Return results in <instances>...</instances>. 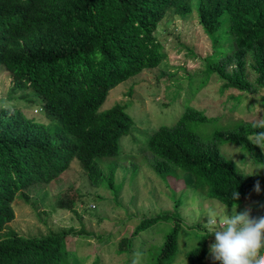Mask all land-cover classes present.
Segmentation results:
<instances>
[{
  "label": "trees",
  "instance_id": "trees-1",
  "mask_svg": "<svg viewBox=\"0 0 264 264\" xmlns=\"http://www.w3.org/2000/svg\"><path fill=\"white\" fill-rule=\"evenodd\" d=\"M194 8L213 48L204 68L209 76L219 77L220 93L231 89L254 95L263 89L264 0H0V69L12 79L9 94L32 90L40 111L51 119L43 124L17 108L0 109V264H68L63 233L23 237L8 224L15 218L14 200H26L30 187L56 179L72 160L79 162L92 185L107 176V188L120 197L123 185L114 187L116 167L107 166L105 175L101 160L119 154V139L134 121L127 105L100 108L113 88L166 58L154 36L165 15L173 10L184 19ZM223 27L226 31L217 34ZM204 86L193 94L186 91L178 120L150 135L148 161L161 177L177 169L188 173L195 190L222 205L240 206L249 199L263 205L264 177L244 176L220 148L239 146L264 167V153L250 142L264 129L241 123L227 132L214 131L203 142L191 124L212 118L190 102ZM234 190L239 193L235 201ZM175 204L179 206V200ZM59 205L76 214L71 204ZM167 222H173L172 229L152 264H172L184 252L190 264H204L211 234L181 251L184 223L174 213L139 220L129 236L118 237L115 253L123 254L140 233Z\"/></svg>",
  "mask_w": 264,
  "mask_h": 264
},
{
  "label": "rangeland",
  "instance_id": "rangeland-1",
  "mask_svg": "<svg viewBox=\"0 0 264 264\" xmlns=\"http://www.w3.org/2000/svg\"><path fill=\"white\" fill-rule=\"evenodd\" d=\"M225 31L223 27L217 34ZM154 36L162 44L166 58L156 68L145 69L113 88L100 108L104 111L116 104L127 105V112L134 121L133 127L119 139V154L101 160L105 175L107 166L116 167L114 187L123 185L120 197L116 199L114 190L107 188V176L92 185L74 159L56 179L30 187L25 192L27 201L18 197L13 202L15 218L8 224L9 228L23 237L63 233L67 236L68 249L64 261L68 264H152L173 222L161 223L140 233L123 254L114 251L118 237L129 236L145 217L163 213L181 217L184 225L179 231L180 248L188 251L201 235L208 233L203 226L206 217H203L210 208L220 212L227 209L229 214L236 207L238 212L250 209L253 218L264 214V204L256 199L228 207L208 198L203 191L192 187L191 176L180 169L163 177L154 171L145 150L147 141L160 126H172L178 120L186 106V91L193 94L205 84L190 102L194 109L203 110L212 118L203 124H191L203 142L209 141L214 131L227 132L241 123H254L264 117V88L254 95L231 89L220 93L217 74H207L204 59L213 53V48L198 23L195 8L184 19L170 10ZM219 44L224 46L223 42ZM0 70V109L17 108L27 117L49 124L51 119L39 110L38 95L26 90L10 96L12 79ZM240 98L242 101L238 104ZM220 150L242 173L255 174L258 169L255 175L264 177V167L253 163L239 146L227 144ZM59 204H71L77 215ZM81 227L85 228V233L79 232ZM212 242L213 236L209 245ZM181 251L179 249L178 254ZM172 264L190 262L184 252ZM204 264H217L209 255V249Z\"/></svg>",
  "mask_w": 264,
  "mask_h": 264
},
{
  "label": "clouds",
  "instance_id": "clouds-1",
  "mask_svg": "<svg viewBox=\"0 0 264 264\" xmlns=\"http://www.w3.org/2000/svg\"><path fill=\"white\" fill-rule=\"evenodd\" d=\"M253 127L264 129V117L255 121ZM250 142L264 153V130L257 131ZM256 190L259 191L258 184ZM231 199L233 201L239 199V193L234 190ZM205 217L206 222L203 226L211 234L210 236L214 237V242L209 245V255L214 262L264 264V254H262L264 253V214L253 218L250 209L238 212L236 207L232 208L229 214L227 209L220 212L210 208L203 218Z\"/></svg>",
  "mask_w": 264,
  "mask_h": 264
},
{
  "label": "built area",
  "instance_id": "built-area-1",
  "mask_svg": "<svg viewBox=\"0 0 264 264\" xmlns=\"http://www.w3.org/2000/svg\"><path fill=\"white\" fill-rule=\"evenodd\" d=\"M94 206H92V208H93Z\"/></svg>",
  "mask_w": 264,
  "mask_h": 264
},
{
  "label": "crops",
  "instance_id": "crops-1",
  "mask_svg": "<svg viewBox=\"0 0 264 264\" xmlns=\"http://www.w3.org/2000/svg\"><path fill=\"white\" fill-rule=\"evenodd\" d=\"M125 236V235H124Z\"/></svg>",
  "mask_w": 264,
  "mask_h": 264
}]
</instances>
